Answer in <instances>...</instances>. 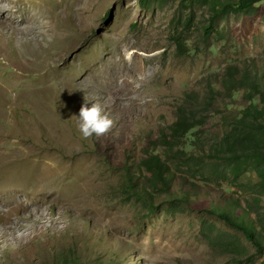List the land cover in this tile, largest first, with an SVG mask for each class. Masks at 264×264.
Listing matches in <instances>:
<instances>
[{"label": "rangeland", "instance_id": "obj_1", "mask_svg": "<svg viewBox=\"0 0 264 264\" xmlns=\"http://www.w3.org/2000/svg\"><path fill=\"white\" fill-rule=\"evenodd\" d=\"M56 1L71 16L73 24L67 25L74 37L56 59L52 48L44 66L53 61L63 68L82 52L105 55L116 42L120 57L136 55L131 65L117 62L124 86L110 96L90 97L83 87L67 92L55 82L31 92L22 85L9 89L0 107L8 166L40 181L26 191L0 178V264H53L61 255L81 264H235L225 253V235L248 244L209 212L233 198L245 208L252 189L245 194L226 184L194 182L195 194L189 193V205L181 208H171L163 195L148 190L155 207L150 210L127 189L125 167L134 187L143 186L149 175L135 176L136 167L147 156L162 157L159 139L168 135L185 95L205 93L230 65L264 61L260 15L212 22L205 7L186 0H152L145 8L138 0ZM258 7L263 13L264 2ZM26 40L15 42L0 26L1 78L20 76L29 85L41 77L21 57ZM94 101L103 104L114 124L103 136L83 139L73 116ZM245 105L240 91L227 109L238 112ZM220 117L214 114L200 130L206 144L221 132ZM196 131L182 140L186 152L193 149ZM176 176L173 191L188 175Z\"/></svg>", "mask_w": 264, "mask_h": 264}, {"label": "trees", "instance_id": "obj_2", "mask_svg": "<svg viewBox=\"0 0 264 264\" xmlns=\"http://www.w3.org/2000/svg\"><path fill=\"white\" fill-rule=\"evenodd\" d=\"M151 1L138 0V3L145 8ZM186 1L205 7L212 22L228 16L258 15L264 22V12L258 7L264 0ZM240 91L246 105L238 112L227 109L233 95ZM214 114L221 116V132L206 144L202 141L203 132H199ZM194 130L197 131L193 134V149L186 152L182 140ZM159 142L163 159L150 155L141 159L136 167L135 176L149 175L143 186L134 187L129 168L125 167L127 189L138 200L146 201L150 210L155 207L148 190L163 195L171 208H181L189 205V193L195 194L194 182L218 188L226 184L245 194L252 189L254 194L250 200L245 199V208L242 209V200L233 198L223 206L213 207L209 213L248 244L245 246L236 236L225 235L229 238L225 253L233 263L264 264V61L230 65L218 79L209 82L205 93L186 94L176 108L168 135H162ZM179 172L188 176L184 181L180 178L177 191H173ZM53 264H81V261L72 255H61Z\"/></svg>", "mask_w": 264, "mask_h": 264}, {"label": "bare ground", "instance_id": "obj_3", "mask_svg": "<svg viewBox=\"0 0 264 264\" xmlns=\"http://www.w3.org/2000/svg\"><path fill=\"white\" fill-rule=\"evenodd\" d=\"M56 10L59 12L58 17L55 16ZM64 11L66 9L54 0H0L1 31L5 32V35L15 42L22 41L24 38L27 39L26 45L28 47L25 50V56L21 57L25 58V63L30 67L36 66L37 70L42 72L41 77L29 85L24 84L19 78L20 76L3 79L0 75L1 108L6 105L5 99L9 89L18 85H22L27 91L31 92L37 87L49 89L50 84L55 82L60 85L62 90L67 92H74L83 87L90 97L98 93L110 96L123 89L124 82L121 84L119 82L122 74L117 69V62L124 61V66L131 65L136 52H130V57H120L119 42H116L117 44L111 43L105 55L103 52L102 54L93 53L90 55L82 52L79 57L73 58L70 64L64 65L63 68L55 66L52 60V66H44V63L49 61L48 58H52L48 57V53L52 48L55 47L54 49H56L54 51L56 57L53 58L56 59L64 48L66 49L72 43L74 36L68 32L67 23L73 24V22L71 16H68ZM127 55L129 54L126 52ZM115 56H118L117 60ZM47 64L49 65V63ZM3 116L4 113L0 111V118H3ZM6 146L4 131L0 130V178L4 180L7 178L9 182H15L16 186L22 185L25 188L24 190L31 186L36 187L40 180L35 177L34 173L27 174L24 169H20L21 167L11 168L8 166L10 161L7 160ZM15 156L17 157V155ZM14 170H17V173L12 175L11 172Z\"/></svg>", "mask_w": 264, "mask_h": 264}, {"label": "clouds", "instance_id": "obj_4", "mask_svg": "<svg viewBox=\"0 0 264 264\" xmlns=\"http://www.w3.org/2000/svg\"><path fill=\"white\" fill-rule=\"evenodd\" d=\"M73 117L77 121V130L83 139L103 136L114 124L103 104L98 101L91 102V107H88L86 102L80 107L78 117Z\"/></svg>", "mask_w": 264, "mask_h": 264}]
</instances>
